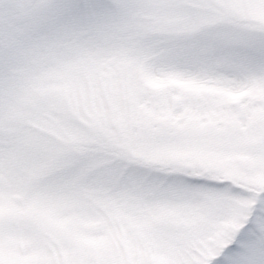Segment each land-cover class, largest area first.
Here are the masks:
<instances>
[{
  "label": "snow or ice",
  "instance_id": "snow-or-ice-1",
  "mask_svg": "<svg viewBox=\"0 0 264 264\" xmlns=\"http://www.w3.org/2000/svg\"><path fill=\"white\" fill-rule=\"evenodd\" d=\"M0 264H264V0H0Z\"/></svg>",
  "mask_w": 264,
  "mask_h": 264
}]
</instances>
